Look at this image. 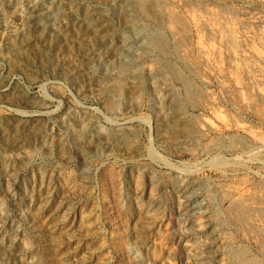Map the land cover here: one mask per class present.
I'll use <instances>...</instances> for the list:
<instances>
[{
  "label": "rangeland",
  "instance_id": "374dc122",
  "mask_svg": "<svg viewBox=\"0 0 264 264\" xmlns=\"http://www.w3.org/2000/svg\"><path fill=\"white\" fill-rule=\"evenodd\" d=\"M49 1L0 3V264H232L236 253L264 264V0H158L195 90L174 132L156 124L167 87L183 97L178 82L133 95L115 56L95 59L109 74L87 88L67 79L85 51L67 9L49 14ZM131 54L134 73L158 72L153 57ZM110 84L118 93L104 100ZM120 121L125 143L112 140ZM98 139L113 149L94 148ZM191 184L205 215L188 222L179 196ZM204 216L217 232L210 244Z\"/></svg>",
  "mask_w": 264,
  "mask_h": 264
},
{
  "label": "bare ground",
  "instance_id": "6f19581e",
  "mask_svg": "<svg viewBox=\"0 0 264 264\" xmlns=\"http://www.w3.org/2000/svg\"><path fill=\"white\" fill-rule=\"evenodd\" d=\"M1 1L2 0H0V3H1ZM88 1L94 5L93 9L92 8L89 9L87 7L83 9L82 7H79L77 3H73V2H70L67 6H65V5H62L59 0L49 1V5L47 8L48 13L50 12L51 9H52V11L54 9L56 11V13L58 14L56 16L59 17L61 15V13L67 9L69 16L72 19V22L74 23L73 27H75V30L78 32V34L81 38V39H79L80 45H81L82 49H84V51H85V54L83 55V57H81L82 59L79 58V60H76L77 61L76 63L72 61L71 64L72 65L74 64V71L68 75V78L67 77L66 78L69 79V81L71 83L82 84V86L87 88V87H89V84L93 80H95L96 78L99 79L100 77H103L102 72H103V75L109 74V73L107 74V72H105L106 70L104 68L102 71V68L101 69L99 68V67H101L99 64L98 65L96 63H95V65L93 64V62H95V59H100V60L105 59L106 60L107 58H109L111 56H115V59L117 60V63H118V68H117L118 74H116V75L118 76V78L124 79V81L130 78L129 80H127V82L129 81L132 84V94L133 95H137L138 92H141L144 89H146V91L147 90L148 91L153 90L154 87H158V85H160L159 83L161 81H163V79H165V78L170 79V81L176 82V84L178 82L182 85L183 91H184L183 97L182 96L180 97V98H182V101L180 100V98L178 96L181 94L178 93V95H177L175 93L176 95H174V96L176 98H178V100H176L172 95V92L170 90L171 88L167 87V89L165 91V92H167V95H164L165 96L164 99L161 100V102H160L162 104V109H161L160 115L162 114V117L164 116L165 121L160 120L162 122L160 123V121H158L156 124V125L163 127V129L166 130L167 132L168 131L174 132L176 127L179 124L186 122V117H185L184 113L179 109V106L182 105L184 102H189L191 104V102L195 96V90L192 87V80L187 75L188 72L186 73V69L183 67L181 68L176 63V61L173 60V58L180 59L179 54L181 52L177 53L179 51H176V49H175L176 47L169 46L168 41H165L164 33L162 31L163 25L161 24V20L158 17V13L156 11L158 9L157 8L158 3H159L158 0H88ZM89 2H88V4H89ZM43 6L37 3L35 6H33L31 8V11H32L31 13L33 15V18H38V17H40V18L42 17V19L44 18V14L47 10H45ZM41 7H43V8H41ZM111 17H113V18L116 17V20H118L120 22L119 28H118V26L116 27L114 25ZM47 23H45L44 25L46 26ZM119 29L122 30L126 35L125 39L124 40L122 39L123 44L121 45V47H117V45L115 46V44L113 45V43H112V41L114 39H116V36L119 34V33H117ZM86 42L90 43V45L87 44ZM176 43H175V45H176ZM177 45H178V43H177ZM10 48L13 51V48L12 47H10ZM134 49H139L143 54L142 57H144V56L146 58L147 57L150 58V56L153 57L152 58L153 61H156L158 66H159L158 72L155 73L153 70L152 72H154V73H152V74L149 73L150 75H143L144 73L142 74V72L140 73V71L134 73L133 72L134 69L137 70L139 68V67L138 68L135 67L137 65V62H136L137 59L133 58L132 54H131L132 50H134ZM15 52H17V51H15ZM15 54H17V53H15ZM61 57H62V60L65 58L64 55H62V54H61ZM135 57H137V56H135ZM39 58H40V56H39ZM152 59L150 58L151 62H152ZM68 60L69 59L65 58L66 63L71 62ZM181 60L182 59H180V62H182ZM184 62H185V60H184ZM182 64H184V63H182ZM155 65H156V63H155ZM155 69H156V66H155ZM162 87H164V86H161V88ZM117 88H118V85L114 84V85H111V87H109L105 90H102L103 91V95H102L103 99L104 100L113 99V97L116 96L118 93ZM130 90H131V88H130ZM99 101H100V99H99ZM86 117H87V115H86ZM91 120L88 119L86 121L89 123ZM81 122H82V120H81ZM87 122H84L82 124L85 125V124H87ZM127 123H128V121H120V122L113 124L114 127H113V130H111L113 141L115 140L117 143L118 142H124V139L126 138L124 131L128 129ZM204 123H206V122H204ZM79 127H84V126H82V125L80 126V124H79ZM184 127H186V126H184ZM156 129H157V127H156ZM158 132H160V131H158ZM163 132L164 131H162V133ZM159 135H161V134H159ZM185 135H186V133H185ZM107 139H109V138H107ZM167 139L168 138H166V140ZM103 140L104 139H101V140L98 139V140H96V142L94 144L92 143L94 145V148L101 149V150L113 149V147L111 146V142H108L107 140L106 141L105 140L103 141ZM163 140H165V139L163 138ZM163 140L161 141L162 143H163ZM125 141H127V140H125ZM168 141H169V139H168ZM171 141H172V139H171ZM115 147H118V146H115ZM90 152H91V150H90ZM102 152H104V151H102ZM95 153H96V151H95ZM83 157H84V155H83ZM110 171H112V170H110ZM191 186H192V184L186 185L183 194L179 196V201H180L179 206H180L181 211L178 210V215L181 218V220L182 219L185 221L188 220V222L189 221L191 222L192 221L191 218L194 216H197L200 214L205 215V212L201 211L204 205L201 201H197L198 196H196V194L192 191ZM73 198H75V197H72V199ZM63 199H65V198H63ZM78 199L79 198H77V201H78ZM45 201L47 202V200H45ZM61 201H63V200H61ZM66 209L68 210V211L66 210L68 214L75 211L73 206L68 207ZM238 209H240V208H238ZM234 210H235V208H234ZM53 211H54V209H53ZM234 212H236V211H234ZM243 212H244V210H243ZM237 214H238V212H237ZM244 214H246V213H244ZM252 214H254V213H252ZM238 216H240V215H238ZM66 217H68V216H66ZM73 217H74V215H73ZM202 218H203V228L207 230L206 234L204 236L205 239H207V241H208L207 244L213 243L214 239H215L214 236L217 232L215 233L213 228L211 227L212 221L209 220L208 216H204ZM234 218H235V216H234ZM231 220H233V219H231ZM241 220L242 219H240V223H243V222H241ZM245 227H247V226H245ZM205 242H206V240H205ZM21 250H22V248H21ZM216 251L217 250H215V252ZM233 254H235V253H233ZM217 255H218V253L214 254V256H213L214 259H212V260L215 261V258H217ZM254 258L255 257H249L248 258V257H245L241 253H236L235 255H232V264H258L257 260L255 261ZM216 261H218V259Z\"/></svg>",
  "mask_w": 264,
  "mask_h": 264
}]
</instances>
